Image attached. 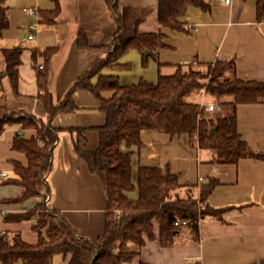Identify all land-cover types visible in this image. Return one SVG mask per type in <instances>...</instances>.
<instances>
[{
    "label": "crops",
    "instance_id": "0c3cea01",
    "mask_svg": "<svg viewBox=\"0 0 264 264\" xmlns=\"http://www.w3.org/2000/svg\"><path fill=\"white\" fill-rule=\"evenodd\" d=\"M58 1L61 14L57 23L46 25L42 23V16L30 17L26 10L37 8L41 15L44 11L56 9L55 0H6L10 26L0 37V48H23L19 67L20 96L13 94L7 77L0 81V87L18 100L20 110L14 113L31 115L46 122L48 114L38 99L37 80L38 66L45 67V61L38 55L34 66L33 49L57 50L49 65L48 86L55 102L61 103L81 77L91 72L97 62L108 58L118 28L105 0ZM204 2L210 5L211 11L189 7L181 19L187 31H175L159 24L158 0H118L119 12L129 10L134 19H140L139 33H161L166 47L155 52L147 65L144 64V54L132 50L115 67L104 69L101 75L118 77L121 86L141 81L156 84L160 75H173L181 65L234 60L239 79L263 83L264 21H258L256 0H232L231 5H225L222 0ZM36 21L39 22L38 32L30 40L29 26ZM80 32L88 34L91 49L81 50L77 46ZM3 95L0 88V99ZM112 95L113 92L103 94L107 99ZM73 98L76 105L84 109L69 116H56L51 121L52 127L59 131V139L53 150L52 172L48 177L50 199L47 207L59 212L78 236L96 241L106 230L108 199L100 176L92 173L88 163L74 152L71 131L101 127L106 123V116L96 109L99 101L93 94L78 91ZM189 100L199 102L195 97ZM237 120L242 141L264 155V99L256 104L240 105ZM6 128L0 143V174L5 173L10 183L3 186L13 184L16 162L28 167L26 156L12 149L21 126ZM23 135L30 140L37 136V131L29 129ZM141 139V148H128L125 144L121 147L123 152L132 153V183L136 191L128 193V197L138 199L139 170L142 167L156 168L176 175L183 187L201 186L211 178L217 179L219 184L208 203L224 212L221 219L208 217L201 220L197 242L189 234L181 233L172 246L161 245L160 228L155 223L156 237L151 240L144 235L146 244L141 254L132 262L123 264H264V160L246 158L232 165L211 163L214 152L194 147L187 134L172 136L145 130ZM3 186L0 187L2 199L23 195V189L18 185L12 193ZM9 194L17 197H8ZM2 199L0 236L19 235L24 242L36 245L39 234L34 229L35 220H4L8 214H26L31 207H27V203ZM34 199L38 204L41 201L40 198ZM62 262L67 264L64 258Z\"/></svg>",
    "mask_w": 264,
    "mask_h": 264
},
{
    "label": "trees",
    "instance_id": "16d2710c",
    "mask_svg": "<svg viewBox=\"0 0 264 264\" xmlns=\"http://www.w3.org/2000/svg\"><path fill=\"white\" fill-rule=\"evenodd\" d=\"M55 1L56 9L41 13L43 24L57 23L61 5L58 0ZM105 2L118 24L108 58L97 62L91 72L74 84L66 99L56 103L48 82L49 65L57 50L33 49L34 66L38 55L45 61V67L39 69L37 80L40 91L38 99L46 108L47 122L31 115L15 119L16 113L0 120V138L5 126H21L12 149L23 153L28 160V167L15 163L13 184L23 189V195L12 202L41 199L32 212L5 216L6 222H24L34 220L40 210L41 215L34 226L39 241L36 245H30L19 235L0 236V264H17L19 261L22 264H53L58 255L67 264L130 263L141 254L146 244L144 235L151 240L156 237L154 222L159 224L161 245L172 246L180 234L174 228L177 219L193 223L189 235L197 242L199 221L208 217L222 218L224 210L215 209L208 203L219 181L211 178L201 186L183 187L178 177L168 170L164 172L142 167L139 170L138 199L128 197V193L136 191L132 183V153L123 152L121 147L125 144L128 148H141V134L145 130L172 136L187 134L194 147L197 145L199 150L214 152L210 160L214 164L232 165L246 158L264 160L263 154L242 141L237 120L240 105L256 104L264 99V82L239 79L234 60H230L181 65L173 75H160L156 84L141 81L139 84L121 86L118 77L104 76L101 72L115 67L132 50L142 54L147 52V55H143L144 64L147 65L154 53L166 47V44L161 33H139L140 19H134L129 10L119 12L118 0ZM191 6L205 12L211 11L204 0H158L159 24L171 30L187 31L181 19ZM256 6L258 21L263 22L264 0H256ZM8 10L6 0H0V37L10 26ZM77 46L81 50L92 48L88 34L80 32ZM22 51L20 47L0 48V81L7 77L16 97L20 96L18 85ZM98 75V80L94 82ZM208 77L210 80L205 87ZM204 88H207L209 98L218 102L220 110L213 115L202 112L204 117L199 120V104L189 99L197 97ZM78 91L93 94L99 101L96 109L106 116V123L101 127L71 131L74 134V152L88 163L92 173L100 176L108 199L106 230L96 241L78 236L59 212L47 207L50 193L48 177L52 172L53 150L59 139V131L52 127L51 121L56 116H69L84 109L74 101V93ZM105 92H113L112 97L104 98ZM29 129L36 130L37 136L26 140L23 133ZM96 134V146L90 145Z\"/></svg>",
    "mask_w": 264,
    "mask_h": 264
},
{
    "label": "built area",
    "instance_id": "2783aa9c",
    "mask_svg": "<svg viewBox=\"0 0 264 264\" xmlns=\"http://www.w3.org/2000/svg\"><path fill=\"white\" fill-rule=\"evenodd\" d=\"M224 2L225 5H231L232 4V0H222ZM26 13L28 16L30 17H40V12L37 8H28L26 10ZM38 28H39V22L36 21L34 23H31L29 26V31H30V35L28 36V38L30 40H33L36 37V33L38 32ZM190 30V29H189ZM39 69H43L44 66L40 65L38 66ZM199 98V102L197 104H199L200 107V113L198 116V119H202L204 116H202V112H204L205 114L208 115H213L216 111H218L220 109V106L218 104L217 101L210 99L209 95L207 94V88H204V90L201 92L200 96H198ZM7 180V175L5 173L0 174V181L4 182ZM120 217V215L118 216ZM36 222L39 220V217H35L34 219ZM201 221H199L200 224ZM192 226L193 223L189 222L187 220H181V219H177L174 222V228L178 231V232H182V233H186V234H190L192 232Z\"/></svg>",
    "mask_w": 264,
    "mask_h": 264
},
{
    "label": "rangeland",
    "instance_id": "374dc122",
    "mask_svg": "<svg viewBox=\"0 0 264 264\" xmlns=\"http://www.w3.org/2000/svg\"><path fill=\"white\" fill-rule=\"evenodd\" d=\"M209 77H208V79H207V81L205 82V87L206 86H208V83H209ZM1 88V90H3L4 91V95L2 96L3 98H1L0 99V120L1 119H3V118H5V116L7 115V114H11V113H14V112H19V110H20V108H19V103H18V100L15 98V97H12L10 94H8L7 92H6V90L4 89V88H2V86L0 87ZM201 92L202 91H200V94H201ZM200 94H198V96H200ZM195 97L196 99L197 98H199V97ZM220 110V109H219ZM218 110V111H219ZM22 116H24L23 114H19V113H16L15 114V116H14V118L16 119V118H21ZM7 126H11V125H7ZM8 128V127H7ZM6 128V126H5V129H7ZM5 131V130H4ZM5 134H6V131L4 132V134L1 136V138H0V143H1V141L3 140V138H4V136H5ZM98 138H97V134H96V136H95V138H93V140H92V142L90 143V145H93V146H96V143L98 142V140H97ZM196 139H197V141H198V138H197V136H196ZM196 148H198L197 147V145L195 146ZM8 180V179H7ZM5 181V182H1L0 181V187H2L3 186V184L5 183V184H7V183H10V180L9 181ZM15 184H8V185H5V186H3V189H5V190H8L9 192H14V191H16V188H15ZM8 197H17V196H12V194H9V196ZM2 199V197H0V200ZM15 199H17V198H5V199H2V201H12V200H15ZM50 199V196L48 197V199L47 200H49ZM41 202V201H40ZM23 203H27V207H31V209L30 210H28L29 212H32V211H34L38 206H39V204H38V202L36 201V199H34V198H32V199H28V200H26V201H24ZM38 205V206H37ZM46 212L48 213V209L46 210ZM40 215H41V211L40 210H38L37 211V217H40ZM120 214H118V216H119ZM117 216V217H118ZM118 218H120V217H118ZM156 222H154V224H155ZM158 224V223H157ZM159 225V224H158ZM200 225V224H199ZM178 232V231H177ZM182 232H180V234H181ZM186 234V233H185ZM57 260V261H56ZM63 257L62 256H60V255H58V256H56L55 257V259H54V262H53V264H64L63 262Z\"/></svg>",
    "mask_w": 264,
    "mask_h": 264
},
{
    "label": "water",
    "instance_id": "95a60500",
    "mask_svg": "<svg viewBox=\"0 0 264 264\" xmlns=\"http://www.w3.org/2000/svg\"><path fill=\"white\" fill-rule=\"evenodd\" d=\"M144 55H147V52H145Z\"/></svg>",
    "mask_w": 264,
    "mask_h": 264
}]
</instances>
